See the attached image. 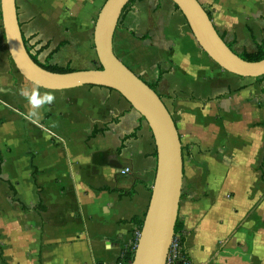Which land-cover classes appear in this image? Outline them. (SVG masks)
Returning <instances> with one entry per match:
<instances>
[{
	"label": "crops",
	"instance_id": "1",
	"mask_svg": "<svg viewBox=\"0 0 264 264\" xmlns=\"http://www.w3.org/2000/svg\"><path fill=\"white\" fill-rule=\"evenodd\" d=\"M104 2L15 0L23 41L41 62L94 69L91 23ZM198 2L234 53L262 42L264 0ZM113 50L155 85L175 123L184 258L264 264V77L213 63L169 0H133ZM32 86L10 59L0 13V264H112L147 209L156 168L151 131L103 86L39 88L56 99L31 116L20 89Z\"/></svg>",
	"mask_w": 264,
	"mask_h": 264
},
{
	"label": "water",
	"instance_id": "2",
	"mask_svg": "<svg viewBox=\"0 0 264 264\" xmlns=\"http://www.w3.org/2000/svg\"><path fill=\"white\" fill-rule=\"evenodd\" d=\"M183 16L198 47L221 69L241 77L264 75V57L247 61L234 53L217 33L198 0H169ZM130 0H105L93 25L92 42L101 68L48 71L30 57L24 44L15 0H0L1 22L10 59L18 73L33 85L61 91L93 85L120 93L146 122L153 136L156 168L147 209L131 264H164L182 186V157L175 123L158 94L128 68L113 51V36L123 8Z\"/></svg>",
	"mask_w": 264,
	"mask_h": 264
},
{
	"label": "trees",
	"instance_id": "3",
	"mask_svg": "<svg viewBox=\"0 0 264 264\" xmlns=\"http://www.w3.org/2000/svg\"><path fill=\"white\" fill-rule=\"evenodd\" d=\"M133 0H130V2L123 8L122 10V13L123 11L125 10V8L132 2ZM171 2V1H170ZM173 4V3H172ZM175 10L179 11L178 7L173 4ZM180 12V11H179ZM207 12V11H206ZM121 13V14H122ZM208 16L210 17L209 13L207 12ZM24 44L26 46V49L30 55V57L32 58V60L37 63L39 66H41L42 68L48 70V71H51V72H57V73H66V72H70L72 71V69L69 67V65H65V66H58L56 64H52L50 63L49 61V58L46 59L45 61L41 62L39 59H38V54L39 52L37 53H31L29 48H27V45L24 41ZM229 47V46H228ZM114 51V50H113ZM242 59L244 60H247V61H257V60H260L264 57V37H263V40L260 44H258L256 46V49L255 51L253 52H244L242 54H238ZM97 68H101L99 63H98V66ZM260 77H264L263 76H260ZM151 89H153L155 91V85H148ZM141 119H143L141 117ZM7 183V182H6ZM12 201L13 202H16L17 204L20 205V207L24 210V211H27V207L22 203L20 202L18 199H16L14 196L11 197ZM139 227L138 229L135 231V232H138L140 230V227L142 225V221H140L138 223ZM135 232L132 233V237H131V240L128 244L126 245H122V249H121V258L126 260V261H131L132 259V256H133V250H134V247H135V244H136V235H135ZM174 236L175 237H178L179 241H180V244H182V242L184 241V234L182 233V231L180 230V226L177 222V219H176V222H175V225H174ZM183 254V253H182ZM184 255V254H183Z\"/></svg>",
	"mask_w": 264,
	"mask_h": 264
},
{
	"label": "clouds",
	"instance_id": "4",
	"mask_svg": "<svg viewBox=\"0 0 264 264\" xmlns=\"http://www.w3.org/2000/svg\"><path fill=\"white\" fill-rule=\"evenodd\" d=\"M20 95L28 102L31 116H38L41 109L53 104L56 99L55 94L52 92H41L39 90V85H34L31 88H21Z\"/></svg>",
	"mask_w": 264,
	"mask_h": 264
},
{
	"label": "built area",
	"instance_id": "5",
	"mask_svg": "<svg viewBox=\"0 0 264 264\" xmlns=\"http://www.w3.org/2000/svg\"><path fill=\"white\" fill-rule=\"evenodd\" d=\"M129 172L128 168H123L120 170L121 174H127ZM139 231L135 233L136 239L138 237ZM112 264H131V261H126L121 258V255ZM164 264H190L182 254V248L178 237L173 236Z\"/></svg>",
	"mask_w": 264,
	"mask_h": 264
},
{
	"label": "rangeland",
	"instance_id": "6",
	"mask_svg": "<svg viewBox=\"0 0 264 264\" xmlns=\"http://www.w3.org/2000/svg\"><path fill=\"white\" fill-rule=\"evenodd\" d=\"M99 8H100V6H99ZM97 9H98V7H97ZM96 10V9H95ZM77 11H80L81 12V8L80 9H78V10H76V11H74V12H77ZM91 13H94V10L93 11H91ZM95 15V14H94ZM93 15V16H94ZM93 21H95V18H93ZM92 24V28H93V25H94V23L92 22L91 23ZM47 30H49V31H51V32H53V33H57L58 35L60 34V30L59 29H55L54 27H50V28H48ZM124 63V62H123ZM125 64V63H124ZM86 65V64H85ZM84 65V66H85ZM91 66H93V68H97V66H98V61H97V59L93 62V64L91 65ZM156 92V91H155Z\"/></svg>",
	"mask_w": 264,
	"mask_h": 264
}]
</instances>
